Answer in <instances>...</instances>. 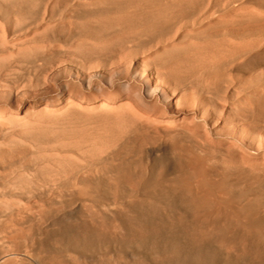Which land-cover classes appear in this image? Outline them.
I'll return each instance as SVG.
<instances>
[{
  "label": "rangeland",
  "instance_id": "374dc122",
  "mask_svg": "<svg viewBox=\"0 0 264 264\" xmlns=\"http://www.w3.org/2000/svg\"><path fill=\"white\" fill-rule=\"evenodd\" d=\"M131 1L0 0V264H264V0Z\"/></svg>",
  "mask_w": 264,
  "mask_h": 264
},
{
  "label": "bare ground",
  "instance_id": "6f19581e",
  "mask_svg": "<svg viewBox=\"0 0 264 264\" xmlns=\"http://www.w3.org/2000/svg\"><path fill=\"white\" fill-rule=\"evenodd\" d=\"M131 6L134 8L135 12L140 14L143 13V15L136 17L147 23L151 22L148 27L152 29L160 25L165 15L175 17L181 16L189 11L194 12L195 9L199 8V2L198 0H132ZM151 6L154 7L153 11H143ZM205 9L204 12L206 11ZM226 10L227 18L221 19L220 22L217 23L218 26H232L236 10L235 8H227ZM128 20L133 21V18L131 17Z\"/></svg>",
  "mask_w": 264,
  "mask_h": 264
}]
</instances>
